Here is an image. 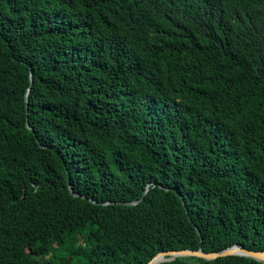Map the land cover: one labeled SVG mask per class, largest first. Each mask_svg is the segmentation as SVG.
I'll use <instances>...</instances> for the list:
<instances>
[{"label": "trees", "instance_id": "1", "mask_svg": "<svg viewBox=\"0 0 264 264\" xmlns=\"http://www.w3.org/2000/svg\"><path fill=\"white\" fill-rule=\"evenodd\" d=\"M234 244L264 250V0H0V264Z\"/></svg>", "mask_w": 264, "mask_h": 264}, {"label": "water", "instance_id": "2", "mask_svg": "<svg viewBox=\"0 0 264 264\" xmlns=\"http://www.w3.org/2000/svg\"><path fill=\"white\" fill-rule=\"evenodd\" d=\"M32 78V74L30 73ZM28 125V123H27ZM29 126V125H28ZM135 203V202H131ZM200 234L199 230H197ZM202 242V239H201ZM229 255H241L256 259L264 262V250L251 249L242 246L241 244H234L227 248L218 251H204L201 247L198 249H169L161 250L157 252L148 262L145 264H159L162 262L172 261L177 257H198L205 260H213L219 257Z\"/></svg>", "mask_w": 264, "mask_h": 264}, {"label": "rangeland", "instance_id": "3", "mask_svg": "<svg viewBox=\"0 0 264 264\" xmlns=\"http://www.w3.org/2000/svg\"><path fill=\"white\" fill-rule=\"evenodd\" d=\"M80 245H82L84 247V249L88 250L90 249V246H86L83 243V240L80 239L79 241ZM59 255H61L62 257H65L68 259L67 263L68 264H82L85 261L84 255H75V256H70L67 252L63 251V250H59Z\"/></svg>", "mask_w": 264, "mask_h": 264}]
</instances>
